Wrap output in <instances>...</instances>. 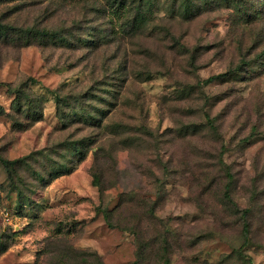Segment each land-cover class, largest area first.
Listing matches in <instances>:
<instances>
[{"label":"rangeland","instance_id":"1","mask_svg":"<svg viewBox=\"0 0 264 264\" xmlns=\"http://www.w3.org/2000/svg\"><path fill=\"white\" fill-rule=\"evenodd\" d=\"M0 155V264H264V0H0Z\"/></svg>","mask_w":264,"mask_h":264},{"label":"trees","instance_id":"2","mask_svg":"<svg viewBox=\"0 0 264 264\" xmlns=\"http://www.w3.org/2000/svg\"><path fill=\"white\" fill-rule=\"evenodd\" d=\"M212 78H209V80H211ZM0 161L3 163V165L7 168H9L11 170V168H13L14 166H16L18 163H20L22 160L21 159H15V160H8V159H4L1 155H0ZM10 174L12 175V173L10 172ZM11 180H13L14 182V178L12 177ZM15 189H19L17 186H15ZM22 192L19 191V194H21Z\"/></svg>","mask_w":264,"mask_h":264}]
</instances>
